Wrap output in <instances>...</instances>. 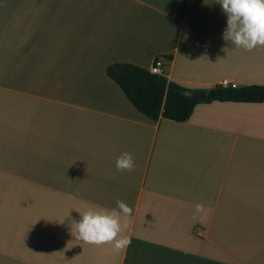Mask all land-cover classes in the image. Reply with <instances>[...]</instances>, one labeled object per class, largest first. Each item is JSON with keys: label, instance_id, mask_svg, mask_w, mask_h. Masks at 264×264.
<instances>
[{"label": "crops", "instance_id": "crops-1", "mask_svg": "<svg viewBox=\"0 0 264 264\" xmlns=\"http://www.w3.org/2000/svg\"><path fill=\"white\" fill-rule=\"evenodd\" d=\"M226 26L219 0H0V264H264V103L153 121L106 74L160 59L187 89L264 86V47ZM117 200L130 246L72 235Z\"/></svg>", "mask_w": 264, "mask_h": 264}, {"label": "clouds", "instance_id": "clouds-1", "mask_svg": "<svg viewBox=\"0 0 264 264\" xmlns=\"http://www.w3.org/2000/svg\"><path fill=\"white\" fill-rule=\"evenodd\" d=\"M224 14L227 16V26L223 32V39L231 42L236 48L252 51L257 47H264V0H219ZM150 72L156 74L157 69ZM135 167L131 153H122L116 160L118 171L131 172ZM133 209L121 200L116 201V208L111 210L89 205L74 221L75 238L96 246L110 244L116 252L122 251L131 244V239L122 233L132 226ZM195 213L201 218L208 210L203 204L195 206ZM196 215L193 219H196Z\"/></svg>", "mask_w": 264, "mask_h": 264}, {"label": "trees", "instance_id": "trees-1", "mask_svg": "<svg viewBox=\"0 0 264 264\" xmlns=\"http://www.w3.org/2000/svg\"><path fill=\"white\" fill-rule=\"evenodd\" d=\"M107 76L115 82L131 105L147 118H165L175 122L189 119L195 105L214 102L264 103V86L249 85L207 89L204 100L190 99L189 90L168 81L163 74H152L136 65L114 63L107 67Z\"/></svg>", "mask_w": 264, "mask_h": 264}, {"label": "built area", "instance_id": "built-area-1", "mask_svg": "<svg viewBox=\"0 0 264 264\" xmlns=\"http://www.w3.org/2000/svg\"><path fill=\"white\" fill-rule=\"evenodd\" d=\"M162 66H163L162 60L157 59L150 68L151 69H157L156 74L160 75V74H162ZM150 68L146 71H148L149 73H152V72H150ZM219 85H221L222 87H235V84L232 83L231 81H228V80L221 81V83Z\"/></svg>", "mask_w": 264, "mask_h": 264}, {"label": "water", "instance_id": "water-1", "mask_svg": "<svg viewBox=\"0 0 264 264\" xmlns=\"http://www.w3.org/2000/svg\"><path fill=\"white\" fill-rule=\"evenodd\" d=\"M207 92V89H189L183 93L190 99L204 100L207 96Z\"/></svg>", "mask_w": 264, "mask_h": 264}]
</instances>
